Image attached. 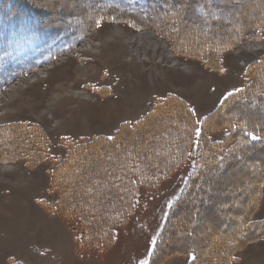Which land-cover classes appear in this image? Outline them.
<instances>
[{"label":"trees","instance_id":"16d2710c","mask_svg":"<svg viewBox=\"0 0 264 264\" xmlns=\"http://www.w3.org/2000/svg\"><path fill=\"white\" fill-rule=\"evenodd\" d=\"M43 2L0 0V54H5L8 43H12L24 48V54L29 52L27 56L38 52L41 58L32 59L34 63H28L30 57L25 58L15 68L1 69L0 90L20 76L71 52L101 22L123 21L133 27L152 26L163 32L175 24L172 38L179 41L177 53L219 71L226 51L233 49L248 33L264 29V12L252 14L254 7L250 0H85L79 14L64 12L61 16L46 10L48 7L41 5ZM172 2L178 3L188 16H183L182 11L177 14ZM256 2L264 9V0ZM193 6L199 13H192ZM236 7L243 9V13L248 10L250 15L237 13ZM43 8L49 12L45 13ZM67 17L81 21L78 33L71 28L73 21L65 20ZM186 19L190 24L206 25L207 28H202L206 35L195 28L186 33L179 31V25ZM6 58L9 57H0L3 64L8 63ZM252 64L245 70L247 82L244 86L224 97L206 114L199 130L188 101L169 94L156 99L135 122L122 123L110 137L96 136L81 143L67 141L66 157L49 173L50 191H58L57 200L54 204L45 201L41 204L49 213L59 215L69 228L78 224L77 253L107 249L115 239L116 228L125 225L133 215L140 190L155 191L183 166L193 144L191 173L167 211L147 264H163L171 254L190 255L186 264H232L236 249L252 238L264 239V219L253 221L250 216L262 198L264 185V54ZM223 128L226 130L224 137L213 139L212 135ZM9 133L10 136L2 134L0 137V141L8 138L12 142V151L7 150V155L12 157L8 159H17L20 149L22 154H27V145H20L18 136L13 132L7 135ZM97 156L94 163L92 160ZM238 158L255 163V170H249L248 175L240 167L241 163L238 164ZM41 161L43 156L35 155L25 158L23 163L33 167ZM226 175L235 179L228 185L231 191L239 179L254 178L253 185L244 183L250 186L247 191L251 196L246 199L244 196L239 203L230 202L220 212L237 214L238 225L224 232L214 220L209 224L207 219L211 221L212 218L204 216L202 211L200 219L211 226L208 228L213 236H209L211 242L207 243L204 235L193 238L194 243L188 242L194 236L190 234L198 220L197 204L204 200L202 188L210 182L215 185L223 177L227 179ZM241 191L243 188L233 192ZM247 199L250 202L245 204ZM10 264L24 263L12 260Z\"/></svg>","mask_w":264,"mask_h":264},{"label":"rangeland","instance_id":"374dc122","mask_svg":"<svg viewBox=\"0 0 264 264\" xmlns=\"http://www.w3.org/2000/svg\"><path fill=\"white\" fill-rule=\"evenodd\" d=\"M84 1L44 0L41 5L59 15L64 12L75 15L80 13ZM250 2L254 7L252 14H263L264 9L257 6L259 2ZM173 5L177 14L182 11L183 16H188L178 3L172 2ZM45 8L44 12L48 13ZM191 10L199 13L194 6ZM236 11L250 15L248 10L243 13L239 7ZM65 20L73 21L71 28L78 33L81 21L73 17ZM187 20L181 21L183 25H179V31L186 33L195 28L206 35L202 29L207 28L206 25L190 24ZM173 27L175 24L163 32L152 26L133 27L123 21L101 22L71 52L20 76L0 90V137L2 134L10 136L8 132H13L20 139L19 144L28 147L27 154H22L20 149L18 158L11 160L7 150L12 142L8 138L0 141V264H10L12 260L24 264H147L167 211L191 173L195 144L183 166L155 191L140 190L133 215L125 225L116 228L114 241L103 252L77 253L78 224L69 228L59 215L49 213L41 201L54 204L57 200L58 191H50L49 173L66 157L67 141L81 143L96 136L110 137L122 123L135 122L156 99L169 94L188 101L199 130L206 114L212 112L224 97L244 86L247 66L264 54V29H261L248 33L223 54L221 71L211 70L200 61L177 53L179 41L172 38ZM141 33L148 34L140 41L137 35ZM24 50L8 43L5 54H0L1 58L9 57L5 59L8 63L3 64L0 60V70L15 68L25 58L30 57L28 63L41 59L38 52L35 56H27L29 52L24 54ZM23 56L26 57L21 58ZM17 58L21 59L18 61ZM225 133L223 128L212 138L220 140ZM36 134L39 139L33 137ZM7 146L9 148H4ZM35 155H42L43 161L33 167L23 163L25 158ZM97 158L92 161L95 163ZM238 159L245 172L255 170V163ZM226 178L202 188L204 200L196 203L198 220L194 233L190 234L194 236L188 242L194 243L193 238H202L201 235L207 243L211 242L213 236L208 229L211 226L200 219L202 211L204 216L212 218L211 221L207 219L209 224L214 220L224 232H230L238 225L237 214L220 212L230 202L239 203L244 196L245 199L251 196L247 191L250 186L244 183L253 185L254 178L239 179L232 191L228 185L235 179L228 175ZM237 188H243V191L233 192ZM261 196L250 215L253 221L264 219V185ZM247 200L245 204L250 202ZM235 254L232 264H264V239L252 238L236 249ZM189 259L190 255L171 254L163 264H186Z\"/></svg>","mask_w":264,"mask_h":264},{"label":"bare ground","instance_id":"6f19581e","mask_svg":"<svg viewBox=\"0 0 264 264\" xmlns=\"http://www.w3.org/2000/svg\"><path fill=\"white\" fill-rule=\"evenodd\" d=\"M146 34H148V33H141V34H139V35H137L138 36V38H139V40L141 41L144 37H146ZM2 167V166H1ZM7 168V167H6Z\"/></svg>","mask_w":264,"mask_h":264},{"label":"snow or ice","instance_id":"6c2138e0","mask_svg":"<svg viewBox=\"0 0 264 264\" xmlns=\"http://www.w3.org/2000/svg\"><path fill=\"white\" fill-rule=\"evenodd\" d=\"M253 139H257V137L253 136Z\"/></svg>","mask_w":264,"mask_h":264}]
</instances>
